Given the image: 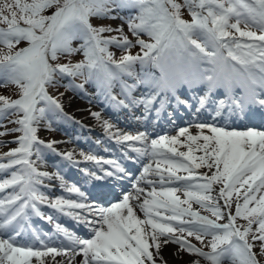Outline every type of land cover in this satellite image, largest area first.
<instances>
[{"label":"snow or ice","instance_id":"6c2138e0","mask_svg":"<svg viewBox=\"0 0 264 264\" xmlns=\"http://www.w3.org/2000/svg\"><path fill=\"white\" fill-rule=\"evenodd\" d=\"M184 7L191 20L183 18ZM124 8L136 10L125 21L131 37L123 24L113 28L91 22L92 17L117 19L112 13ZM241 23L260 31L245 30ZM0 25H6L0 27V45L7 48H0V77L20 88L17 99L0 95V118L20 113L12 121L19 127L11 131L22 133L13 141H0L18 144L0 155V176L7 173L0 179V193L12 189L0 196V264H49V259L51 264H168L162 255L168 244L177 245L173 255H192L190 264H201L199 258L209 264H260L253 242L260 241L259 256L264 257V130L217 126L215 118L224 110H264V0H0ZM112 32L119 35H104ZM144 34L151 41L143 39ZM22 41L27 46L14 50ZM75 41L81 43L74 46ZM137 46L140 51L133 54ZM111 47L121 50L119 59ZM81 52L83 60L56 63L61 55ZM77 76H83L84 83H75ZM63 79L68 83L61 86L85 95V85L94 84L118 108L143 107L145 118L173 105L193 108L185 89L195 92L204 85L195 106L199 110L216 104L215 118L196 123L195 134L181 127L176 135L150 138L147 131L125 133L100 112H92L110 139L136 153L135 159L153 162L143 166L133 190L122 192L108 207L52 198L42 190L52 187V181L81 199L87 197L75 183H67L59 163L52 172L41 170L45 149L68 166L93 162L94 168L81 170L85 182L103 185L131 175L116 160L83 151L60 152L55 147L60 142L39 138L41 121L66 115L61 99L47 90ZM117 86L119 95L114 94ZM141 87L145 91L136 94ZM217 90L223 98L214 100ZM158 156L163 157V169ZM203 168L208 171L200 172ZM181 170L187 175H179ZM153 175L156 179L149 178ZM179 182L183 187L166 186ZM142 183L148 187H140ZM193 203L209 215L193 210ZM41 206L70 216L88 229L89 237L56 223L67 244L48 246L35 228L29 230L40 247L21 243L30 213L53 222ZM209 236V251L190 239L204 244Z\"/></svg>","mask_w":264,"mask_h":264},{"label":"rangeland","instance_id":"374dc122","mask_svg":"<svg viewBox=\"0 0 264 264\" xmlns=\"http://www.w3.org/2000/svg\"><path fill=\"white\" fill-rule=\"evenodd\" d=\"M180 0H178V2H179ZM180 3V2H179ZM184 3V0H181V4H183ZM50 11L51 10H49V12H47L46 14H50ZM182 16H183V18L184 19H186V20H191L192 19V16H191V13H190V11H189V9L187 8V7H184V8H182ZM113 15H115V16H117V14L119 15V13L118 12H114V13H112ZM134 15H136V11L135 12H131V13H129V14H127L126 12H125V14L124 15H119V16H117V17H120V19L122 20V21H126L127 20V18L129 17V16H134ZM122 17V18H121ZM91 22L93 23V25L94 26H97V23H98V20H97V18H95V17H92L91 18ZM232 22H235V20H234V18H233V20H232ZM106 25H110L111 27H113V28H118L120 25V23H119V20H117V19H112L110 22H108V23H105ZM126 24V23H125ZM0 26H2V27H6V25H0ZM126 28L127 29H124V33H126V34H128L130 37H131V34L129 33V31H128V27H127V24H126ZM241 28H244L245 30H251L245 23H241ZM251 31H253V30H251ZM238 34V33H237ZM104 35H119V33H116V32H112V33H108V34H104ZM143 39H145V40H148V41H151V38L149 37V36H147L146 34H144V37H142ZM194 38H198V37H194ZM241 39V42L242 43H247V42H249L248 41V39L247 38H240ZM79 43H81L80 41H75L74 42V46H76V45H78ZM27 46V41H22L19 45H17V48L19 49V48H22V47H26ZM0 48H3V50L6 52L7 51V48L6 47H4L3 45H0ZM18 49H14V50H18ZM115 49V50H114ZM110 50L112 51V52H114L115 53V56H116V59L118 58L119 59V57L123 54L122 52H121V50H118L117 48H115V47H111L110 48ZM131 51H132V53L133 54H135L136 52H138V51H140V49H139V46H137V47H134L133 49H131ZM84 59V55H83V53L81 52V53H76L75 55H72V56H67V55H61V56H59V58H58V60L56 61V63H68V62H72V63H76V62H78V61H80V60H83ZM202 67H205V65H203ZM76 79L78 80V81H80L81 83H84V77L83 76H77L76 77ZM66 81H68V80H66ZM65 80H63V82H62V84L61 85H66L68 82H66ZM60 85V87H61V92H63V93H65V94H74V91H72V90H69V89H66L65 87H63V86H61ZM15 86H16V88H17V92H20V88H19V86L18 85H16L15 84ZM49 87H50V85H49ZM57 88V86L56 85H51V87L49 88L50 90H49V93L51 94V93H55L54 91H55V89ZM10 89H12L11 87L9 88V90ZM51 91V92H50ZM63 97V96H62ZM61 96H60V99L62 98ZM16 97L14 96V97H12V99H15ZM20 113H18V112H12V113H10L9 114V120H11V118H19L20 117ZM14 119L12 120V121H14ZM17 124H15V123H12V122H10L7 126V128H6V133H8L9 135L8 136H11V135H13V133H15L16 131H11V129H15V128H18V126H16ZM14 126H16V127H14ZM21 133V132H20ZM2 139V136L0 135V140ZM3 144V143H2ZM222 203V202H221ZM194 206H197L195 203H193L192 204V208H193V210H195L194 209ZM198 207V206H197ZM202 211H203V213H204V215H209V213L207 212V211H205V210H203L202 209ZM233 211H234V208H233ZM221 223H223V222H225V221H220ZM240 222V223H239ZM237 223H239V224H243L244 222H243V220L242 219H238V221H237ZM254 227H256L255 225H254ZM250 239H251V236L249 237ZM191 239V242L192 243H194V244H196L197 246H199V247H202V248H204V250L205 251H209L210 249L208 248V247H206V245H207V243H208V241L211 239V237L209 236V237H205L204 238V244H201L199 241H197V240H195V238L194 237H192V238H190ZM250 242H252L251 240H250ZM259 241H257V242H255L254 243V248H253V250L255 251V252H257V255H258V258L260 259V264H264V257H262V256H259V247H257V246H259ZM188 253H186V252H184V253H181V258H182V261H185L187 258H188ZM191 256V255H190ZM203 259V258H202ZM204 261H206V263L208 262L207 260H204ZM209 263V262H208ZM224 264H228V262L227 261H225L224 262Z\"/></svg>","mask_w":264,"mask_h":264},{"label":"bare ground","instance_id":"6f19581e","mask_svg":"<svg viewBox=\"0 0 264 264\" xmlns=\"http://www.w3.org/2000/svg\"><path fill=\"white\" fill-rule=\"evenodd\" d=\"M69 97H68V95L64 97V99L68 102L69 105H66V106L63 105V108H66V110L68 111V114L70 116L74 114V116L76 118H78L79 121H81V122L89 121V122H91L89 126H98L97 127L98 129L103 130V127L101 126V124L91 114L92 112H99L98 108L95 105H91L90 106V104L92 103L91 100L82 99V98H78V97L75 98V99H69ZM69 115H68V117H69ZM102 117L104 119H107L103 115H102ZM40 135H42V132H41ZM57 142H60V143H57V144H59V146H58L59 149L66 150V151L75 150L76 153L81 152L76 147H73L72 145H68L67 142L62 140V137L60 135L57 137ZM41 166H43V167L45 166V167L49 168L52 171V169L50 167L46 166V165L41 164ZM164 167H165V165L163 164V162H161V169H163ZM43 170H46V169L44 168ZM53 170H55V169H53ZM201 171L202 172H207L208 170L206 168H203V169H201ZM178 174L187 175V173H185L183 170H181ZM150 177H152V176H150ZM195 210H198V208L196 207ZM201 214L204 215L203 213H201ZM176 248H177V245L168 244L162 249V255H163L164 259L168 262V264H183L182 260L180 258V255H178V256L177 255H173V253L176 251ZM56 259L60 260L61 258L57 257ZM192 259L193 258H191V260ZM77 260H80L79 256L77 257ZM191 260H188L189 264H190ZM49 264H51V260L50 259H49Z\"/></svg>","mask_w":264,"mask_h":264}]
</instances>
